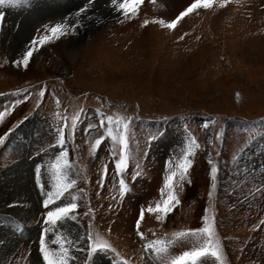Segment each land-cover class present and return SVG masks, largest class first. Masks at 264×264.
<instances>
[{
    "label": "rangeland",
    "instance_id": "1",
    "mask_svg": "<svg viewBox=\"0 0 264 264\" xmlns=\"http://www.w3.org/2000/svg\"><path fill=\"white\" fill-rule=\"evenodd\" d=\"M188 2L143 0L138 16L121 23L108 14L101 20L106 23H99V27L84 36L74 61L67 55V45L74 38L69 36L34 53L28 70L18 69L8 57L14 58L16 50L12 43L22 16L32 4L27 0L19 5H0V11L5 12L0 22V93L3 94L0 109L14 99L22 101L0 122V135L9 127L13 129L0 143V180H6L3 172L8 167L28 161L38 200L34 161L45 162L42 178L50 186L46 162L59 151L55 133L49 129L50 124L57 127L56 97L61 101V115L71 116L83 106L86 112L75 138L63 146L69 150V174L77 180L75 188L81 190L74 193L79 197L77 219L64 222L65 227L73 236H82L91 219L92 230L106 234L132 264H154L142 255L144 241L135 233V220L141 205L159 199L167 172L166 160L180 154L187 125V131L197 138L200 148L180 189L181 204L164 223L146 213L141 231L149 239L165 233L170 238L173 231L182 227L200 226L207 208L215 213L216 231L228 264H264V192L257 191L264 184V148L253 151L247 164L236 163L254 138L264 136V0H239V3L230 0L223 8L201 9L199 14L183 18L173 30L156 23L141 27L145 18H172ZM50 12L48 19L65 14L59 8H51ZM40 22L47 20L43 18ZM179 36L184 38L178 39ZM41 87L46 92L36 107L35 99ZM16 89L33 95L23 101L24 91L17 95ZM96 108L108 115L120 113L134 117L129 129L132 154L124 172L129 191L123 197L118 194L119 175L115 174L109 155L110 141L103 143L95 154L89 151L88 141L97 133L88 135L83 129L88 122L98 123ZM205 120H209L207 128L203 127ZM231 120L242 123L227 126ZM28 121L35 124L36 136L29 141L28 150L20 153L12 147L11 140ZM158 130L164 134L159 135ZM217 132L222 135L217 137ZM150 135L156 137L151 143ZM41 148L45 150L43 153ZM209 160L217 162L219 167L217 186L211 189L212 198L208 196ZM105 164L108 172L101 184ZM2 187L12 186L2 182ZM39 208L28 219L7 217L12 213L0 209V219H10L16 238L13 249L2 256L0 264H41L36 223ZM89 208L94 209V216ZM29 227H36L37 233L25 232ZM191 243L179 241L172 251ZM113 259L110 254L98 257L96 264H110ZM203 259L205 264H216L210 255ZM76 264H83L82 254Z\"/></svg>",
    "mask_w": 264,
    "mask_h": 264
},
{
    "label": "snow or ice",
    "instance_id": "2",
    "mask_svg": "<svg viewBox=\"0 0 264 264\" xmlns=\"http://www.w3.org/2000/svg\"><path fill=\"white\" fill-rule=\"evenodd\" d=\"M239 3V0H236ZM27 3V0H0V5H19ZM143 0H104L105 7L109 10L117 23L124 20L131 21L136 18L140 12V6ZM230 0H190L183 6L172 18L153 16L151 20L145 18L141 21V27L150 23H156L160 27L168 30L176 29L183 18L189 14H199V10H210L213 7L223 8L228 5ZM92 12V15L89 13ZM101 15L95 8V0H85L82 6L68 14H62L58 18L48 19L47 22H40L39 27L34 26L30 35L25 37L18 45L13 57H8L10 63L18 69L28 70L34 60V53L42 50L49 43L59 41L66 37L78 36L81 28H86L89 23L95 22L106 23L107 21L97 20V16ZM5 16L4 11H0V22ZM2 27V23H0ZM186 35V34H185ZM183 39V36L177 37ZM24 91L23 101H27L32 97V93L16 89L17 95ZM45 87H41L35 99V106L39 107L45 95ZM0 95H3L0 93ZM239 97V93H237ZM100 99L99 96L96 97ZM57 112L56 124L53 128L49 125L50 131L55 133V144L59 148L54 158L47 161L49 181L43 180L45 175L42 169L45 162L34 161V183L38 190V202L40 204L39 216L36 223L39 225L37 236L38 255L42 258L41 264H76L77 257L83 255V264H96L97 258L112 255L114 259L110 264H132L117 248L113 245L108 236L101 231H93V221L89 220L88 230L82 236H73L65 227L64 222L77 219L75 214L79 208V197L74 194L80 192L75 188L77 180L69 174L71 161L68 158V149L63 147L69 140L75 138V133L80 127V122L84 118L83 114L86 109L81 106L73 111L71 116L67 113H60V98L56 97ZM22 103L20 99H14L10 104L0 109V122H4L5 118L12 113L17 104ZM138 108L139 105L137 104ZM35 115V112H33ZM95 116L99 117L98 123H87L83 129L84 133L91 135L96 132L94 139L88 141L89 151L95 154L103 143L110 141V158L114 164L115 174L119 175V196L123 197L129 191V184L124 178V172L129 167L131 148H130V132L132 115H108L100 110L95 109ZM95 118V117H93ZM214 122V120L212 121ZM209 120L203 122V127L207 128ZM91 130V131H90ZM102 130V131H101ZM13 129L9 127L6 132L0 135V143H3L5 137L11 133ZM186 138L183 140V147L180 154L173 158L169 156L166 160L167 172L163 179V185L159 189L160 197L154 202L139 207V214L135 220V233L144 241L142 245V255L147 257L154 264H205L204 259L209 255L215 259L216 264H228L226 253L221 239L216 231L215 213L210 212L207 208L200 218V226L182 227L173 231L169 238L168 233L164 236H155L149 239L146 234L141 231V222L145 219V214L150 213L160 223H164L174 208L181 204L180 189L183 182L188 176L189 169L194 161L193 157L200 148L197 138L187 131L185 125ZM159 135H163V131L158 130ZM222 134L216 133L217 137ZM156 137L150 135L149 143ZM45 150L40 149L43 153ZM147 152V149L145 150ZM37 156L39 153L36 154ZM108 166L104 165L101 172L100 183L103 184V177L107 175ZM219 167L217 162L209 160V175L211 179L209 198H212L213 192L217 184V176ZM139 174H134L132 179L135 180ZM191 183V180H188ZM72 190V191H70ZM257 191L264 192V184ZM67 193V198L65 194ZM21 201L13 199L9 203V207H19ZM111 207V205H109ZM89 212L95 215L94 209L89 208ZM260 225H257L259 227ZM51 234V235H50ZM81 240L84 246L81 247ZM190 240V245L183 246L181 250L173 252L172 247L179 241ZM109 264V262H105Z\"/></svg>",
    "mask_w": 264,
    "mask_h": 264
},
{
    "label": "bare ground",
    "instance_id": "3",
    "mask_svg": "<svg viewBox=\"0 0 264 264\" xmlns=\"http://www.w3.org/2000/svg\"><path fill=\"white\" fill-rule=\"evenodd\" d=\"M33 1L34 2H32V6L29 8L28 13L22 16L20 28L15 34V38L12 43L15 50H17L19 43L25 37L30 35L33 27H38V22L41 21V19L51 15V8H59L61 13L65 12V14H68L69 12L75 11L80 6H82L83 3H85V0H57V2H55V0H42V2H38V0ZM103 2L104 0H95L96 11L101 13V15L97 16V20L100 21L109 14L108 9L105 8V5L103 6ZM92 14V12L89 13V15ZM99 26V24L92 22L89 23L86 28L80 29L78 36L74 37L75 39L73 38V40L67 45V55L69 56L70 60L74 61L78 56L84 36ZM34 126L35 124L33 122L28 121L23 124L17 131V134L13 136L11 144L16 151L25 153L28 150L29 141L32 142V138H34L35 135L33 131ZM261 146L264 148V136L260 138L257 137L251 143V146L249 147L250 149L247 148L244 150V152L239 157L238 164H244L246 162L248 163V158L251 160V157H253V151L258 150ZM27 162L28 161L23 163H15L8 167L3 172V175H5L4 179L6 180H0V209H2V211L12 213V215H7V217L17 216L28 219L38 211L37 209L39 208L40 204L36 198V189L32 183L33 181L31 179V173L28 171L29 164ZM2 182L8 184L10 183V187H12L8 188V186V189H5L2 187ZM13 199L21 201L19 207L10 208L8 206L10 201ZM8 220L10 219H0V261L3 255L5 256L6 253H9L13 249V245L15 244L14 240L16 239L14 238L15 236L12 232L13 226H11ZM28 231L30 234H35L37 230L36 227H29L25 232Z\"/></svg>",
    "mask_w": 264,
    "mask_h": 264
}]
</instances>
